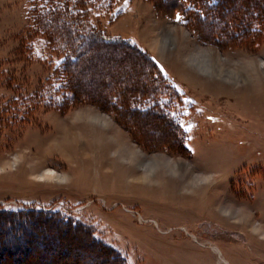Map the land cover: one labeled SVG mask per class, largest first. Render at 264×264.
<instances>
[{
	"label": "rangeland",
	"instance_id": "1",
	"mask_svg": "<svg viewBox=\"0 0 264 264\" xmlns=\"http://www.w3.org/2000/svg\"><path fill=\"white\" fill-rule=\"evenodd\" d=\"M42 1L0 0V254L24 250L0 264H264V35L220 45L176 0H87L105 38L72 79Z\"/></svg>",
	"mask_w": 264,
	"mask_h": 264
},
{
	"label": "trees",
	"instance_id": "2",
	"mask_svg": "<svg viewBox=\"0 0 264 264\" xmlns=\"http://www.w3.org/2000/svg\"><path fill=\"white\" fill-rule=\"evenodd\" d=\"M114 1L115 0H110L109 4H107V0L105 2L97 0V6L104 5L110 7L113 6ZM155 1L157 3L171 2L167 0ZM176 1L177 4L172 11L183 14L186 18L185 23L190 25L199 38L203 40L224 45L226 40L223 38V35L227 36V33H229L233 38L239 40L238 43L242 41L243 43L248 41H251L250 43H252V41H259L264 35V0H257L258 4L253 5L252 7L246 5V8H249L248 12L244 13L241 11L240 18L236 17L235 20H231L230 23H225L224 19L221 20L220 16H222V14L233 15L234 12H232L233 8L231 4L236 0ZM159 6H161V4H159ZM38 7L39 11H41V14L39 15L37 14V7L32 10V12L37 14L34 16L36 26L33 27L36 28L38 25L37 28H40L39 30H41V32L49 36L55 45L59 46V48H64V50L68 52V56H66L62 65L64 67L63 69L73 79L74 74L71 66L80 65V63H82V50H84L82 49V43H85L86 41L93 44L98 37L105 38L103 32L101 33V31L98 30L86 28L89 26L87 18H89V15L93 12L94 4H91L90 1L87 0H43L41 6ZM212 17L214 22L211 26L215 29H213L210 35L204 37L201 33V28L202 26L208 25V22L210 23ZM240 39L242 41H240ZM107 43L108 42H105V44ZM129 47L130 50H132L131 48H134L138 53H143L139 48L132 44H130ZM149 57L152 64H148V66H150V69H154L158 63L154 58L151 56ZM150 111L153 110L151 109ZM0 218H4V216L0 214ZM20 240L21 241L18 242H21L23 246H26L24 248H27L29 244L28 240L24 238H21ZM18 246L19 245H12L9 249H7L9 246L3 247L0 259L6 262L7 258L19 256L22 252L24 253L23 248Z\"/></svg>",
	"mask_w": 264,
	"mask_h": 264
},
{
	"label": "bare ground",
	"instance_id": "3",
	"mask_svg": "<svg viewBox=\"0 0 264 264\" xmlns=\"http://www.w3.org/2000/svg\"><path fill=\"white\" fill-rule=\"evenodd\" d=\"M205 60V59H204ZM204 60H198V59H196V58H192V62L194 63V65H196V66H198V68H200V69H202V70H206V71H208V72H213V70H214V68L212 67V65L210 66L209 64H208V60L207 61H204ZM215 71V70H214ZM104 122L107 124V125H110V123H109V121L108 120H106V119H104ZM139 153H141V152H139L138 151V155H139ZM256 230H260V228H256ZM215 250H217V252H218V255H219V258L221 259V261L222 262H224V264H230L229 263V261L228 260H226L225 258H224V256H223V254H222V252L219 250V249H215Z\"/></svg>",
	"mask_w": 264,
	"mask_h": 264
},
{
	"label": "snow or ice",
	"instance_id": "4",
	"mask_svg": "<svg viewBox=\"0 0 264 264\" xmlns=\"http://www.w3.org/2000/svg\"><path fill=\"white\" fill-rule=\"evenodd\" d=\"M179 19V17H177Z\"/></svg>",
	"mask_w": 264,
	"mask_h": 264
}]
</instances>
